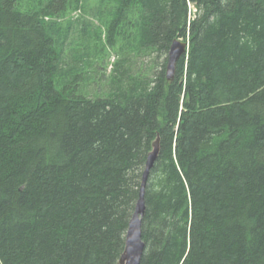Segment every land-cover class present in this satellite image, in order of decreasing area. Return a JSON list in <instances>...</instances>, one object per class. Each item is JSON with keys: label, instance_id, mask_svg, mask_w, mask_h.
Here are the masks:
<instances>
[{"label": "trees", "instance_id": "16d2710c", "mask_svg": "<svg viewBox=\"0 0 264 264\" xmlns=\"http://www.w3.org/2000/svg\"><path fill=\"white\" fill-rule=\"evenodd\" d=\"M83 1L0 0V264H119L156 140L140 264H264V0Z\"/></svg>", "mask_w": 264, "mask_h": 264}, {"label": "water", "instance_id": "95a60500", "mask_svg": "<svg viewBox=\"0 0 264 264\" xmlns=\"http://www.w3.org/2000/svg\"><path fill=\"white\" fill-rule=\"evenodd\" d=\"M189 42L182 39H175L169 49L166 77L168 81H173L179 60L188 54ZM160 152L159 140L153 144V150L149 153L145 171L142 177L139 197L134 213L130 219L127 234L125 251L122 254L119 264H140L145 251L143 241V220L146 214V190L150 179V172L154 168Z\"/></svg>", "mask_w": 264, "mask_h": 264}, {"label": "rangeland", "instance_id": "374dc122", "mask_svg": "<svg viewBox=\"0 0 264 264\" xmlns=\"http://www.w3.org/2000/svg\"><path fill=\"white\" fill-rule=\"evenodd\" d=\"M83 2H84V9L82 8L76 11L75 13H73L72 18L79 19L80 21L91 19L94 23L98 24V21H96L95 19L93 20V17L90 18L91 12L89 11V8L90 6L97 4L99 1L98 0H87ZM193 8L194 7L192 5V9ZM192 15H194V11H192ZM75 39L77 41L78 35L75 36ZM100 56L101 55H98L96 59H98ZM166 58L168 59V55H163V56L158 57L157 54H153L151 56L140 57L135 60L136 63L133 65V69H135V71H138L140 75H145V74L151 75L153 71L150 68V66L152 65V67H154L156 71L158 70V67L162 66ZM103 59L104 57L101 56L100 59L98 60V65L96 68L98 70L97 71L98 74H96V76H97V79L100 80V82H102V87L100 91L104 92L105 90L108 89V76H110V72L113 69V63L117 61V59L119 58L117 54H115L114 51L110 50L109 56L105 57L104 61ZM90 91L91 93L99 92V86L91 85Z\"/></svg>", "mask_w": 264, "mask_h": 264}, {"label": "bare ground", "instance_id": "6f19581e", "mask_svg": "<svg viewBox=\"0 0 264 264\" xmlns=\"http://www.w3.org/2000/svg\"><path fill=\"white\" fill-rule=\"evenodd\" d=\"M152 171V170H151ZM150 174H151V172H150Z\"/></svg>", "mask_w": 264, "mask_h": 264}]
</instances>
